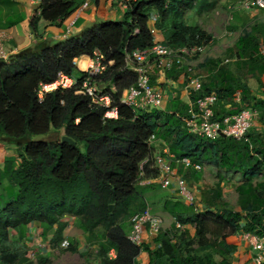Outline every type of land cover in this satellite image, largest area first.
Returning <instances> with one entry per match:
<instances>
[{
	"label": "trees",
	"instance_id": "16d2710c",
	"mask_svg": "<svg viewBox=\"0 0 264 264\" xmlns=\"http://www.w3.org/2000/svg\"><path fill=\"white\" fill-rule=\"evenodd\" d=\"M85 1L40 0L39 15L31 19V27L37 20L51 25L61 22ZM93 1L98 4L101 0ZM220 1L143 0L131 4L121 22L100 24L53 46L37 43L12 56L8 63L0 61V143L13 147L19 162L7 161L0 170V183L6 181L0 191V202L5 203L0 208L2 248L11 231L24 238L26 230L34 226L42 238L53 231L50 242L58 243L67 227L61 222L64 216L74 218L81 233L102 229L104 243L97 253L101 264H137L141 253L146 254L147 264H231L235 247L227 243L229 237H264V130L250 127L239 142L225 137L206 141L187 132L182 119L188 105L179 100L163 111L141 114L118 103L121 93L135 85V76L125 68L126 57L154 45L149 11L153 9L158 16L153 29L168 34L164 43L173 48L205 47L210 37L182 19L190 10L212 11ZM248 27L230 50L242 79L216 62H203L197 68L206 77L197 96L216 97L215 121L250 109L264 127V98L253 96L243 82L264 77V23ZM95 53L103 57L106 69L93 81L105 86L103 93L112 97L116 120L105 119L104 110L76 94L77 89H57L38 100V87L53 83L58 74L78 72L80 83L86 73L79 72L74 61L82 56L91 59ZM175 75L173 69L166 78L175 80ZM112 86L117 87L115 93L110 92ZM189 96L190 100L197 97L191 92ZM62 129L75 146L61 141ZM152 136L161 145L160 157L165 149L175 160L187 158L212 165L218 175H240L241 184L235 190L239 212L220 201L216 187L207 204L212 211L203 215L172 213L180 225L194 230L196 250L193 241L183 236L174 241L170 231L162 229L151 246H136L127 239L130 218L147 208L135 186L157 178L151 168L155 151L148 144ZM33 137L43 138L34 141ZM75 235L74 231L70 234L71 241ZM2 248L3 264H31ZM110 251L114 258L108 256Z\"/></svg>",
	"mask_w": 264,
	"mask_h": 264
},
{
	"label": "built area",
	"instance_id": "2783aa9c",
	"mask_svg": "<svg viewBox=\"0 0 264 264\" xmlns=\"http://www.w3.org/2000/svg\"><path fill=\"white\" fill-rule=\"evenodd\" d=\"M143 0H119V6L122 11L133 4ZM86 5L84 4V8ZM229 13L247 12L254 9H264V0H239L235 4L227 7ZM148 19L154 23L156 16L150 13ZM137 33V31H135ZM4 36L0 32V61L8 63L15 54L4 48ZM202 51L200 46L173 48L164 42H156L151 48L136 50L126 57V70L135 76V85L124 90L118 100L119 105L127 107L134 112L162 111L163 93L158 85H152L150 74L158 72L166 74L173 69L179 70L185 65V60L194 58ZM264 53V50L261 51ZM91 64L87 67L86 76L80 83L74 80L72 76L58 74L55 81L51 84L40 85L36 91L39 101L43 95L51 91L62 89H77L76 94L86 96L90 101L104 110V118L116 120L117 108L113 104L112 97L104 94L97 89V84L93 78L101 76L106 67L102 63L103 57L95 53L93 58L89 59ZM190 71V70H188ZM80 79V78H79ZM186 90L198 95L201 89V79L188 77ZM112 91L111 93H115ZM216 104L214 95L196 97L189 103L186 116L182 119L187 132L206 141H214L219 137H225L234 141L244 140L248 130L252 126L254 113L250 109H244L240 113L225 118L222 122L214 120L213 108ZM155 138L150 137L148 144L153 146ZM164 157L153 159L152 169L157 172V178L145 181L146 184L157 183L163 189L173 188L175 201L191 207L194 210L198 208L199 203L195 198L192 188L184 174H178V168L182 172L192 169L200 172L202 166L197 163H191L187 158L179 161H173V156L169 155L168 150L163 151ZM175 163V168L172 165ZM142 176V174H140ZM130 232L128 241L133 245H141L144 238L154 239L161 230V221L154 216L149 209L134 214L130 220ZM178 227V225H177ZM242 239L246 241L253 251V264H264V239L257 238L249 234H242ZM62 247L69 246L67 241L61 243Z\"/></svg>",
	"mask_w": 264,
	"mask_h": 264
},
{
	"label": "crops",
	"instance_id": "0c3cea01",
	"mask_svg": "<svg viewBox=\"0 0 264 264\" xmlns=\"http://www.w3.org/2000/svg\"><path fill=\"white\" fill-rule=\"evenodd\" d=\"M119 0H114L113 2L108 1L105 3L104 0H101L98 4H95L93 0H86L83 4H81L77 10L71 14L68 18L64 19L61 22H57L55 24H49L47 22H44L42 20H37L35 23V26L31 27V19L33 17H38L39 15V5L40 0H0V32L3 33L4 36V48L7 51L13 52L15 55L19 53L22 50H25L37 43H45L48 46H53L58 43H62L70 38L77 37L79 35L84 34L87 30L91 28H95L96 26L103 24V23H117L124 20V12L120 9L119 6ZM228 3V0H221L216 7L213 9H221L225 12H228V9L226 4ZM84 4L86 7L84 8ZM212 10V11H213ZM192 11V10H190ZM194 11H196L194 9ZM189 12V11H188ZM186 12L183 16V22L187 25H193L198 26L197 24H188L185 21V15L188 13ZM150 13H154L156 16V20L158 18L157 13L151 9L148 13V16ZM237 14H248L250 21L249 23L242 21L241 26V35L243 32V29L246 28V30L250 29L248 26H254L255 24H263L264 23V9H254L247 12H236ZM196 14H201V12H197ZM231 13H229L230 15ZM235 14V13H232ZM221 17H224V14L220 15ZM232 18V17H231ZM155 20V21H156ZM155 23V22H154ZM149 21V27L152 31V34L154 36V43L156 42H166V38L168 36L167 32L160 33L153 29V24ZM244 25H247L244 27ZM91 26V28L89 27ZM89 27V28H88ZM199 27V26H198ZM200 28V27H199ZM201 29V28H200ZM202 30V29H201ZM236 30V27H229L226 29L227 33H232ZM239 35L238 38L241 36ZM237 38V40H238ZM211 40V39H210ZM236 40V41H237ZM235 41V43H236ZM211 42V41H210ZM234 43V44H235ZM234 44L232 46H228L224 51V59L222 61H219L218 59L214 58H208V59H201V55L205 53V50L200 53L198 56L189 59L185 64L190 65L192 63H195L194 61H197V58L200 57V61L202 62L198 63L202 64L203 62L207 61H213L216 62V64L221 65L225 67V69L228 71L229 74L233 75V77H239L242 79V75L236 68V58L234 56L230 55V50L234 49ZM87 59L88 57L82 56L76 60L79 59ZM90 58H88L89 63L91 64ZM75 60V61H76ZM74 61V64H75ZM197 65V66H198ZM76 66V64H75ZM195 68V73L189 74V75H197L201 78L202 82H205L206 73H200L198 71V68ZM79 72L85 73L87 72V68L85 70L77 69ZM177 71V70H176ZM155 78H151L152 85H158L162 91H163V105H162V111L174 100H179L180 103L189 105V98L185 95V89L186 86H184V82L180 80V78L175 75V80H169L166 78V74H159L158 72L155 73ZM188 75H186L187 78ZM77 80V79H76ZM186 80V79H185ZM184 80V81H185ZM243 82L248 86L253 96H255L258 99L264 98V77H261L257 80L255 79H243ZM113 87V86H112ZM164 87V88H163ZM115 88V87H114ZM111 89V88H110ZM116 90V89H115ZM237 94V98H238ZM139 114L145 113V112H137ZM253 128H256L258 130H264V127H262L258 122L253 121L252 126ZM153 150L155 151L154 157H158V153H156L157 148L161 147L160 143L158 141H155L153 144ZM163 154V150H162ZM0 170L3 169V165L7 161H14L16 164L17 159L15 156L14 148L10 147L4 143H0ZM206 164V163H203ZM207 165V164H206ZM214 168V167H213ZM215 169V168H214ZM191 170V169H190ZM203 170V168H202ZM216 171V169H215ZM192 173L193 170L191 171ZM195 174H200L199 172ZM217 175V184L216 187H219L220 191V185L223 182V179L225 176H237V186L241 184V178L239 174H220ZM198 179L197 177H195ZM237 186H235L234 191L236 190ZM193 188V193L195 198L198 199L196 187L191 186ZM214 189V191H215ZM213 191V192H214ZM212 192V193H213ZM221 193V191H220ZM199 203V202H198ZM191 208V207H190ZM239 212V211H238ZM154 216H156L154 213H152ZM157 217V216H156ZM158 218V217H157ZM161 221V220H160ZM61 222L66 223L67 227L64 230L62 234V238L60 242L64 238H70V234L74 231L76 235L72 240L73 247H75L74 254L77 253L79 257H84L86 252L89 250H92L95 261L91 264H101V260L98 256V250L100 245L104 243L103 240V231L98 228L97 230L93 231L92 233H81L78 230V226L74 227L73 223L75 222V219L69 216H64L61 218ZM38 228L37 226H34ZM32 227L28 228L31 229ZM26 230V233L28 231ZM40 232V230H39ZM52 232H49L46 237H44L45 243L50 244L52 239ZM41 234V233H40ZM26 235V234H25ZM237 240V243H231L229 237L226 241L229 245H232L235 247V252L231 255V264H253V251L251 250L250 245L242 239V235L239 236H232ZM264 239V237H263ZM153 239L144 238L142 244L151 246ZM55 245V247L53 246ZM52 247L48 246L47 249L39 250V248H33V246L30 247L31 251H36L39 254H42L43 258H46L50 264H58L55 263V260H58L57 257L60 254V247L59 243L53 244ZM29 249V250H30ZM108 256L110 258H114L113 251H110L108 253ZM217 258V257H216ZM85 261V258H82ZM218 259V258H217ZM59 261V260H58ZM137 264H147L148 258L145 253H141L138 258L136 259ZM84 264H90L88 261H85Z\"/></svg>",
	"mask_w": 264,
	"mask_h": 264
},
{
	"label": "rangeland",
	"instance_id": "374dc122",
	"mask_svg": "<svg viewBox=\"0 0 264 264\" xmlns=\"http://www.w3.org/2000/svg\"><path fill=\"white\" fill-rule=\"evenodd\" d=\"M239 0H228L229 4H235ZM197 11H189L185 15V21L188 24H197L208 37H210V41L207 46H205V53L204 55H201V59H208V58H214L218 59L219 61H222L224 59V51L228 46H232L235 41L237 40L238 36L241 35V22L245 21L249 23L250 18L248 14H230L228 12H225L221 9H215L213 11H206L205 9L201 10V14H196ZM224 14V17H221L220 15ZM232 17V18H231ZM91 28V26H89ZM88 27V28H89ZM229 27H236V30L232 33H227L226 29ZM203 50V51H204ZM202 51V52H203ZM201 52V53H202ZM200 54V53H199ZM197 54V56L199 55ZM199 58H197V61L195 60V63H192L190 65H183V67L176 72L178 73L177 77L180 78L181 81L184 82V86H186L188 80V77H191L195 73V68L198 65V63L202 62ZM88 61V58H87ZM187 62V60H185ZM88 64L90 65L89 61ZM77 69L78 67L75 66ZM190 70V71H188ZM155 73L152 72L150 74V79L153 77L155 78ZM186 75L187 78H186ZM193 77H198L197 75H194ZM72 78L74 80L80 78V74L78 72H74L72 74ZM128 79V78H126ZM186 79V80H185ZM129 80V79H128ZM185 80V81H184ZM110 87V92L115 91L117 87ZM164 88V87H163ZM98 91L102 92L106 91L105 86H101L97 84ZM162 90V89H161ZM163 93V91H162ZM185 95L190 98L189 92L185 89ZM190 100V99H189ZM255 115L252 118V122L255 121ZM43 137H33L34 141L40 140ZM161 150V148H157L156 153H158ZM16 159V158H15ZM0 160L1 156H0ZM18 163V161H17ZM175 168V165L174 167ZM203 170L200 171V174H195L197 172L192 173V170H187L185 172H182L184 174V180L190 187L194 186L196 187L197 196H198V202L199 206L194 210L193 208H190L188 206H185L181 204L178 201H175V196L173 192V188L169 189H163L161 188L157 183H151L146 184L145 181L140 182L135 186L136 191L142 195L146 201H147V209L150 210L151 213H154L160 220H161V229L170 231L173 237H175L174 241H176V237L183 236L186 241H193L192 249H197V239L195 237V232L192 228L189 226H182L178 223V221L175 218H172V213L175 214H183L189 213V214H196V215H203L206 211H212V209H208V202L212 195V192L215 189V185L217 184V175L216 171L213 168L212 165L209 164H202ZM178 171H182L181 168H178ZM152 175V174H151ZM197 177L198 179H196ZM237 176H225L223 179V182L220 185V191H221V198L220 201L224 203L229 209L232 211L238 212L239 211V201L236 192L234 191L235 186H237ZM185 180V181H186ZM6 186V181H2L0 183V191L3 189V187ZM192 188V187H191ZM192 191L193 188H192ZM5 203L0 202V208ZM126 223L129 225V222L126 220ZM180 225L179 228L176 227V225ZM74 227L78 226V223L75 221L73 223ZM130 230V225H129ZM102 231V229H100ZM63 241H67L70 246L62 247L61 243ZM231 243H237V240L234 237H231L229 239ZM44 239L40 236L39 228L32 227L31 229H28L26 235L24 238H18V236L14 232H10L9 236V242L6 244L4 248L1 247L0 243V264H3L5 262L6 257L2 260L3 255L5 253H2V249L7 250L10 254H15L18 259H26L28 263L31 264H50L46 260V258H43L42 254L37 253L36 251H31L30 247L33 246V248H39V250L47 249L48 246L52 247V243L48 244L45 243ZM62 242L59 243L60 247V254L58 255L57 259L55 260V263L58 264H84L85 261H88L90 264L93 263L96 259L94 257L95 254H93L92 250H89L86 252L85 256L82 258L78 256L77 253L74 254V252H71L72 250H75V247L71 245L70 238H64ZM55 247V245H53ZM30 249V250H29ZM217 260V258H215Z\"/></svg>",
	"mask_w": 264,
	"mask_h": 264
},
{
	"label": "bare ground",
	"instance_id": "6f19581e",
	"mask_svg": "<svg viewBox=\"0 0 264 264\" xmlns=\"http://www.w3.org/2000/svg\"><path fill=\"white\" fill-rule=\"evenodd\" d=\"M202 48V51L205 49V47H201ZM201 51V52H202ZM200 52V53H201ZM75 64H76V66L79 68V69H81V70H85L87 67H88V61H87V59H84V58H82V59H79V60H76L75 61ZM193 78H199V77H193ZM188 85V82H187V84H186V86ZM190 93V92H189ZM200 98V97H199ZM196 99V98H195ZM194 100H189V102H193ZM188 108H189V105H188ZM213 112H214V108H213ZM163 151H166L165 149H163ZM170 155V154H169ZM164 157V156H163ZM173 161H179V160H175V158L173 157ZM192 163V162H191ZM198 164V163H197ZM174 165H175V163H174ZM201 165V164H200ZM202 166V165H201ZM192 170V169H191ZM202 171V170H201ZM195 172V171H194ZM178 225V224H177ZM177 225H176V227H177ZM180 227V225H178V227L177 228H179Z\"/></svg>",
	"mask_w": 264,
	"mask_h": 264
},
{
	"label": "water",
	"instance_id": "95a60500",
	"mask_svg": "<svg viewBox=\"0 0 264 264\" xmlns=\"http://www.w3.org/2000/svg\"><path fill=\"white\" fill-rule=\"evenodd\" d=\"M60 136H61V141H62L63 143H68V144H71V145H74V146H75V143L72 142L70 139H68V138L66 137V135H65V130H64V129L61 130ZM110 210H111V207H110Z\"/></svg>",
	"mask_w": 264,
	"mask_h": 264
}]
</instances>
